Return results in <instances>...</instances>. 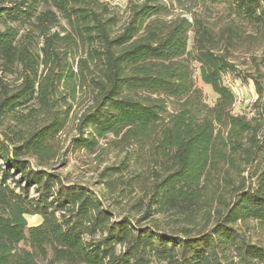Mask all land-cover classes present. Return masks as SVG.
<instances>
[{"label":"trees","instance_id":"16d2710c","mask_svg":"<svg viewBox=\"0 0 264 264\" xmlns=\"http://www.w3.org/2000/svg\"><path fill=\"white\" fill-rule=\"evenodd\" d=\"M0 264H264V0H0Z\"/></svg>","mask_w":264,"mask_h":264},{"label":"rangeland","instance_id":"374dc122","mask_svg":"<svg viewBox=\"0 0 264 264\" xmlns=\"http://www.w3.org/2000/svg\"><path fill=\"white\" fill-rule=\"evenodd\" d=\"M110 4L113 7H116L120 10L124 19H126V8L128 0H109ZM64 23V20H62ZM196 83L199 87L202 88L204 92L205 99L210 104H214L217 100L218 95L213 90L212 86L204 83L199 75V72L195 73ZM228 85L233 89L236 95V101L234 104V111L237 113H246L251 115L252 113V103L257 98L254 85L252 82L243 83L239 80H233L229 76L225 77ZM73 132V124H70L65 134H63V139L67 142L70 141ZM103 149L100 153H103L105 156V162L99 164L98 161L94 160V155L92 156H82L80 159H72L70 165L65 168L66 172L71 174V178L75 180H85V181H94L97 178L98 169L104 166L105 164L113 163L116 160H119L124 155L122 149L117 148L116 142L113 140V137H109L107 141L103 142ZM124 204L126 206V199H124ZM121 210H125L126 207H121ZM29 225L32 226L37 224L40 221L38 215H29L28 216ZM21 249L25 252L30 253L31 247L29 244L28 237H26L20 245Z\"/></svg>","mask_w":264,"mask_h":264},{"label":"crops","instance_id":"0c3cea01","mask_svg":"<svg viewBox=\"0 0 264 264\" xmlns=\"http://www.w3.org/2000/svg\"><path fill=\"white\" fill-rule=\"evenodd\" d=\"M39 216V215H38ZM40 217V216H39ZM40 220H41V217H40Z\"/></svg>","mask_w":264,"mask_h":264}]
</instances>
